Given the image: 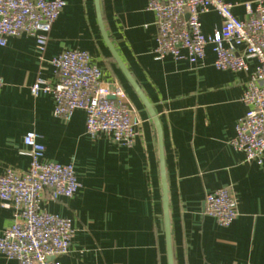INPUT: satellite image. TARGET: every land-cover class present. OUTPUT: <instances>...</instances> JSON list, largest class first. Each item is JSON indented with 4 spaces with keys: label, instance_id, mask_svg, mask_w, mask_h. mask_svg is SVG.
I'll return each instance as SVG.
<instances>
[{
    "label": "crops",
    "instance_id": "obj_1",
    "mask_svg": "<svg viewBox=\"0 0 264 264\" xmlns=\"http://www.w3.org/2000/svg\"><path fill=\"white\" fill-rule=\"evenodd\" d=\"M63 1L42 61L34 38L9 37L0 47V174L27 170L30 158L22 139L37 133L44 160L72 163L80 185L71 199L52 201L44 193L40 204L69 219L75 230L59 264H168L155 126L102 38L95 0ZM224 1L238 19L245 17L246 3L264 2ZM99 3L106 36L160 125L173 264H264V153L259 165L230 146L246 111L241 98L249 74L215 70L211 46L195 65L185 57L155 60L157 27L148 0ZM200 21L204 35L220 30L214 12ZM66 50L88 53L102 82L122 87L141 121L131 147L106 135L91 139L83 111L63 121L53 114L50 94L31 95L38 79L56 83L49 61ZM254 66L251 62L250 70ZM221 188L237 201L229 227L203 213L205 195ZM12 215L11 206L0 203V236ZM0 264L16 261L0 255Z\"/></svg>",
    "mask_w": 264,
    "mask_h": 264
},
{
    "label": "built area",
    "instance_id": "obj_2",
    "mask_svg": "<svg viewBox=\"0 0 264 264\" xmlns=\"http://www.w3.org/2000/svg\"><path fill=\"white\" fill-rule=\"evenodd\" d=\"M64 6L63 0H0V47L9 37L25 35L36 40L42 61L51 27ZM243 7L245 17L238 19L233 5L224 0H148L147 5L156 20L155 60L185 57L195 65L211 46L215 70L249 74L241 98L246 111L235 126L230 146L246 161L260 165L264 153V2ZM208 12L221 19L220 30L211 36L203 34L200 21ZM251 62L255 66L250 70ZM49 65L56 83L36 80L30 87L32 96L50 94L53 114L63 121L83 111L86 135L91 139L106 135L116 145L132 146L141 125L138 114L119 84L102 82V71L91 64L88 53L66 50L51 58ZM2 87L0 80V91ZM22 143L30 158L27 170L7 169L0 174V203L13 210L12 222L0 236V255L16 264H59L75 230L69 219L45 212L40 204L44 193L52 201L71 199L80 185L72 163L44 160L40 135L26 133ZM203 213L219 226L229 227L237 216V201L228 189H217L205 195Z\"/></svg>",
    "mask_w": 264,
    "mask_h": 264
},
{
    "label": "water",
    "instance_id": "obj_3",
    "mask_svg": "<svg viewBox=\"0 0 264 264\" xmlns=\"http://www.w3.org/2000/svg\"><path fill=\"white\" fill-rule=\"evenodd\" d=\"M95 9H96V15H97V21L98 26L102 35V38L111 54L113 59L115 60L117 66L119 67L120 71L122 72L124 78L126 79L129 86L132 88V90L135 92L145 109L147 110L154 126L157 132L158 136V145H159V164H160V179H161V192H162V210H163V220H164V229H165V239H166V250H167V260L168 264H173L172 261V249H171V241H170V226H169V217H168V196H167V187H166V181H165V172H164V162H163V150H162V136H161V129L158 122V119L156 115L154 114L151 106L144 98L143 94L141 93L138 85L135 83V81L130 76L128 70L123 65V63L120 61L119 57L117 56L116 52L114 51L108 37L106 36V33L104 31L103 25H102V19H101V13H100V3L99 0H95ZM110 99H113L110 97Z\"/></svg>",
    "mask_w": 264,
    "mask_h": 264
}]
</instances>
